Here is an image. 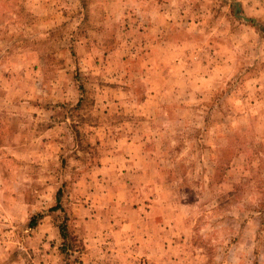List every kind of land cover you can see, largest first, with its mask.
I'll use <instances>...</instances> for the list:
<instances>
[{"label":"rangeland","instance_id":"1","mask_svg":"<svg viewBox=\"0 0 264 264\" xmlns=\"http://www.w3.org/2000/svg\"><path fill=\"white\" fill-rule=\"evenodd\" d=\"M0 264H264V0H0Z\"/></svg>","mask_w":264,"mask_h":264},{"label":"trees","instance_id":"2","mask_svg":"<svg viewBox=\"0 0 264 264\" xmlns=\"http://www.w3.org/2000/svg\"><path fill=\"white\" fill-rule=\"evenodd\" d=\"M61 192H62L61 189H58V191L56 192V203L55 205L49 208L50 211H56L58 209H62V205L60 202ZM43 215H44V212H38V213L33 214L29 219L28 226L34 227L37 224L38 220L43 217ZM67 222H68V215H65L62 222L58 225L59 235L61 236L62 241H63L61 245V250L65 254H67V250L70 247H74V245H72L70 242L71 234L69 232Z\"/></svg>","mask_w":264,"mask_h":264}]
</instances>
